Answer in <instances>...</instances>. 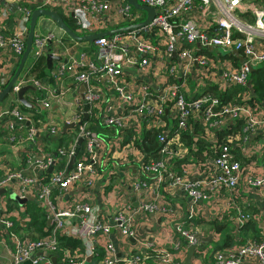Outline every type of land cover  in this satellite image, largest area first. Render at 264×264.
<instances>
[{
    "label": "built area",
    "instance_id": "built-area-1",
    "mask_svg": "<svg viewBox=\"0 0 264 264\" xmlns=\"http://www.w3.org/2000/svg\"><path fill=\"white\" fill-rule=\"evenodd\" d=\"M11 1L16 5V26L10 34H0V50L10 51L18 60L25 49L33 9L23 5L21 0ZM137 1L154 8L150 22L126 32L100 35L88 42L91 52L82 51L78 57L57 60L51 69L55 84H61L68 77L76 85H83L81 95H74L66 102L64 88L57 91L56 87L27 77L13 84V93L24 85L34 86L42 96L36 99V110L45 112L46 116L33 120L16 104L0 113V117L6 118L5 128L11 133L9 140L20 147L35 149L24 156V168L34 171L31 175L23 169L12 170L4 163L0 165V189L20 198L32 196L46 210L51 227L38 239L20 235L13 229V212L8 210L6 195H1L0 264H25L27 260L31 264H53L52 256L56 258L55 264H85L87 256L97 255L95 246L101 243L97 241L101 235H104L101 239L103 253L94 264H184L185 254L181 257L178 250L175 251L180 241L188 247L189 244L202 246L206 238L210 242L219 239L215 231L208 232L207 236L197 226L176 224L172 229L179 241L172 248H156L150 241L143 240L136 251L119 257L114 244L105 237L111 229H117L123 236H133L130 223L134 214H167L160 198L149 200L146 197L147 192L165 182L164 188L181 187L197 202L220 195L222 191L236 192L243 166L234 152L241 145L253 149L250 143L253 137L264 135V107L249 101L250 91L239 93L238 100L242 101L239 102L236 99L223 101L206 89L214 85L222 93L234 86H247L250 66L264 63V0ZM29 3L38 4L36 8H53L70 14L81 34L103 33L139 23L147 16L128 0H29ZM1 13L6 15L7 11ZM49 40L53 48L61 43L53 34L35 32L36 57L46 54ZM234 50L242 57L238 64L230 56ZM53 53L60 54L55 49ZM129 69L134 71L136 79L128 77ZM9 79L10 75L0 78V86ZM189 81L194 82L193 93L186 87ZM85 103L89 105L88 117L96 115L103 125L114 129L111 136L105 138L94 133L85 121L78 124ZM54 104L71 107L66 118L57 119ZM236 119L243 120L244 134H227L223 142L218 143L217 131ZM195 123L201 126L200 137L212 144L201 159L192 156L196 145L189 147L182 138L185 132L192 130L193 133ZM64 124L74 125L71 127L75 131L74 139L68 148L60 146L51 152L37 146L38 136H60ZM145 129L158 131V158L147 156L141 148ZM22 130L24 136L17 133ZM79 137H83V141L68 169ZM115 150L123 154L127 163L130 154L136 162L138 177L131 186L137 203L135 207L122 205L107 222L99 216V208L87 200L89 190L100 176L98 168L109 164L110 154ZM182 159L185 161H180L179 171L175 172L173 164ZM62 160L65 167L60 169ZM50 165L53 169L49 173ZM47 173L46 180L43 175ZM192 176L198 178L190 181ZM246 182L254 189L264 190L263 174L250 175ZM53 189L60 198L68 196L63 206L52 200ZM230 198L227 205L233 204ZM195 212L191 207L188 218H194ZM252 218V214L237 207V231ZM60 236L80 239L84 252L79 248H63ZM250 261L264 264V234L258 239L249 238L217 248L209 264Z\"/></svg>",
    "mask_w": 264,
    "mask_h": 264
},
{
    "label": "crops",
    "instance_id": "crops-1",
    "mask_svg": "<svg viewBox=\"0 0 264 264\" xmlns=\"http://www.w3.org/2000/svg\"><path fill=\"white\" fill-rule=\"evenodd\" d=\"M6 1L8 3H14L11 0ZM3 10L7 11L6 15H2L1 11ZM61 13L62 15H65L67 18H70L72 20V16L70 14L64 13L62 11ZM10 19L13 21L11 27H9L6 23ZM15 19V11L11 12L8 7L0 3V34H10L11 31H13L14 29L13 27L16 26ZM45 21L47 20H45L44 17L39 18V21H37L38 26L36 27L35 32L41 35L53 34L55 36V39L60 40V44L63 43V49L62 51H58L60 53L59 55H61L62 58H69L71 56L78 57L80 52L77 53L75 50V44L77 43V41L72 40L69 37L67 38V35L64 33V31L61 30L58 26H56V24H53V26L51 27H47L48 30L44 31V26H47L44 25ZM3 25L5 26V28H3ZM76 32H78L77 29ZM86 43L87 44L85 45L83 51L91 52L92 49L90 48L89 43ZM232 55H235L236 57V60H234L235 64H238L242 61V57L239 54L234 53ZM19 59L17 60V58H15L10 51L0 50V78L9 75L11 78L18 65L17 62H19ZM32 61L33 58H30L29 62H26L24 64V67L16 78V80L19 78L27 77L39 80L40 82H43L44 84L49 85L51 87H56L57 91H59V89L64 88L67 90L65 95L66 102L71 101L74 95H81V93L84 92L83 85H76L74 80H71L68 77H66L61 84H55L50 72L53 66H55L54 64H56L57 60H54L52 62L53 64L51 65V67L48 68L45 62L44 55V63L46 68L44 70L45 79L42 80L36 76V72H30V69L32 67ZM127 75L129 78H137L136 74L134 75V71H132L131 69L127 71ZM16 80L14 81V83L16 82ZM6 84L0 86V91L5 87ZM12 86L8 92V94L10 93V95H6L8 97H6L3 101L0 102V113H2L4 110L13 105H18L20 103L17 99L16 93L12 92ZM207 88L210 90L211 88H215V86L212 85L208 86ZM32 91L33 92H30V90H26V92L24 93V97L36 106L38 105L36 100L37 97H34V91H36V89ZM190 93H193V90H190ZM68 95H71L70 99L67 98ZM261 105L264 107V103H261ZM36 108L37 106L35 108H32V111L24 112L27 113L33 120L45 118V112L43 114L40 112L38 114L34 113V110H36ZM52 108L53 113L58 120H63L64 118H66L67 114H69L71 111V107L68 105L63 107V105L57 106V104H54L52 105ZM61 131L62 134L56 137L42 135L45 136L46 140H43L44 138L37 140V146H46L45 148H47L51 152H54L57 147L60 146H65L66 148H68L71 144L70 141H72V137L75 131L71 128L63 130V127ZM18 133L22 136L25 135V132L23 130L19 131ZM65 135L69 137V141L65 140ZM42 136L40 135V137ZM59 138L64 139L63 145L59 146V144H57V140ZM250 143L254 145L253 149L249 150L245 148V145H241V148L236 149L235 152L237 154L236 156L241 158L240 161L243 166V169L241 179L239 180L237 190L234 194H228L227 191H222L220 195H211L207 199L197 202L193 201V199L190 198L181 187H178L173 190H168L164 188V186H166V182L162 184L159 188L151 189V191L147 192L146 197L149 200L158 198L162 200V204L167 210V214L162 215L160 213L149 212L143 214H134L130 223L131 229L133 230L134 234L133 236H123L117 229H111L108 236L105 238H108L114 244L117 255L119 257H125L127 255H130L134 252L135 247L137 248V246H140L143 240L150 241L152 244H154V246H156V248H172V245L179 241V238L176 236L174 230L172 229V227L176 224H181L183 226H197L205 235L208 236V232L213 231L212 222L216 221L218 223L225 224V230L234 237H239L241 242H244L247 238L258 239L263 237L264 190H258L250 187L247 184L246 179L248 176L255 175L257 173L264 175V135H256L255 137H253ZM21 148L24 147H20L15 142L9 144L0 143V165L4 163L8 165L12 170L23 169V172L31 175L34 173L33 170L24 168L25 166L20 168V166L18 165V163H20L19 159L22 158V153L18 151ZM110 155L111 160L109 164L106 163L102 167L98 168L100 176L89 190L90 197L87 200L90 205L99 208V216H101L107 222L111 221L118 208L122 207V205L129 204L131 205V207H135L137 203L136 195L133 192L131 186L132 182H134V180L138 177L136 162L131 158L130 154L128 155L129 162L127 163L123 157V154L120 153L118 150H115V152L113 151ZM179 163L180 162L173 164V169L175 170V172L179 171ZM195 178L198 177L192 176L189 178V180L194 181ZM77 191H83V188H77ZM2 195H6L5 198L8 210L13 212L12 221L14 226L15 223L20 226H25V222L29 216V212L25 211L26 203L28 201H35L40 206L39 202L34 198L33 200H27L22 205H19L15 200H12L8 197V193H3ZM52 196V200H54V203H56L60 207L63 206L68 199V196H63L62 198H60L58 192L54 189ZM229 197H231L230 199L233 204L230 203V205H227V198ZM40 207L45 212L46 226L47 228H50L51 223L47 218L46 210L42 206ZM191 207L196 209L194 218H188V210ZM237 207L253 215V218L241 228V230L245 229V231L243 232L244 235H240L241 230L240 232L237 231L238 229L235 223ZM2 209L3 208L0 206V212L2 211ZM22 228L23 227H21L16 232L20 235H27ZM224 232H218V241L223 238ZM255 235L257 236L255 237ZM102 237H104V235H101L100 238L97 240L101 241V243L97 242L95 246V251L97 255H94L92 257L87 256L85 259V263L87 261V258H90L87 263L90 264L92 261L95 262L101 257L103 253L101 240ZM215 244V242H210L209 239L206 238L205 242L202 244L203 248L195 250L194 256L192 257V264H209V259H211L214 250H216L217 248ZM67 246L68 245L62 247L65 248ZM179 246L180 247L175 251L178 250L177 252L181 257H183L184 254L186 256L187 245L183 241H180ZM79 249L84 252L82 241L81 245L79 246ZM243 264H252V261L244 262Z\"/></svg>",
    "mask_w": 264,
    "mask_h": 264
},
{
    "label": "trees",
    "instance_id": "trees-1",
    "mask_svg": "<svg viewBox=\"0 0 264 264\" xmlns=\"http://www.w3.org/2000/svg\"><path fill=\"white\" fill-rule=\"evenodd\" d=\"M26 6H28L30 9H35L38 6V4H31V5H26ZM55 10H57V9H55ZM57 11L61 14L64 21L67 23V25L71 29L76 31V26H75L73 20H71L70 18H67L65 15H62L61 11H59V10H57ZM6 23L9 27H11L13 21L10 19ZM230 56L233 60H236L235 55H230ZM31 66H32L30 69L31 73L36 72V76L39 79H41V80L45 79V71L44 70L46 67H45L43 55L33 58ZM248 81H250V86H248V85L247 86H234V87L226 89V91H224L222 93L218 92L216 90V88H211L210 90L207 88L206 90L215 93L223 101L230 100V99L238 100L237 95L239 93H242L245 91H251L252 94H251L249 101L257 103V104L264 103V63H259V64H256L253 66V69L249 72ZM30 92H33V91L30 90ZM238 101L242 102L241 100H238ZM18 106L22 111H25V112L33 110L32 108H27L26 106L22 105L21 103H19ZM34 113L38 114L39 112L37 110H34ZM5 121H6L5 117L0 118V143L1 144L12 143L9 140L11 133L9 132V130L7 128H5ZM85 124L88 126L89 130H91L94 133L99 134L103 137L108 138L109 136H111L114 133V129L112 127L103 125L101 123L100 119L96 115H93V114L89 115V117L85 120ZM243 126H244L243 120L242 119H236L232 123H230L228 126L218 130L217 134H216L217 139H218V143H222L223 142L222 138L227 134H230V133L244 134ZM157 134H158V131L155 129L143 130L141 148L144 151H146L145 153L147 156H152V157H156V158L159 157L158 156L159 142L157 140ZM201 134H202V129H201V126L199 123H195L193 125V133L191 130V131H188V132H185L182 134V138L185 141V144L187 146L191 147L192 144L196 145V152H194V155L200 159L203 157V152L204 151H210L211 146H212L211 142L200 137ZM196 135H199V137ZM17 137L19 138V135ZM195 137H197V139H195ZM40 139L46 140L45 136H42V137L39 136V137H37L36 140H40ZM73 139L74 138L72 137V140ZM17 140L18 139H16V141ZM71 142L72 141H70V143ZM63 143H64L63 138H59L57 140V144H59V146L63 145ZM45 149L48 151L47 148H45ZM18 151H20L22 153V158H23V159L20 158L19 159L20 163H18V165L21 168L25 164L24 156L26 155V153L34 152L35 149L27 146V147L21 148ZM236 155L237 154L235 153V156ZM236 158H238V160L241 159L238 156H236ZM183 160L184 159L177 160L175 163H178V162L183 161ZM64 167H65V161L62 160L60 165H59V168L61 169ZM43 176L47 180L49 174L47 173ZM25 211L29 212L28 215L30 216V217L28 216V219L25 222V226H20V225L15 223V226L13 225V229L15 231H17L21 227H23L22 229L25 231V233L27 235H29L28 237H30L32 239H38L39 237L44 236L46 234V229H49V227L47 228V226H46V216H45L44 210L38 205L37 202L28 201L26 203V210ZM212 226H213V228H212L213 231H215L217 233L221 232V231H223V232L225 231L223 234V238L220 241L217 240L215 242L216 243L215 246L217 248H223L225 246H228V245H231L234 243H241L239 237L236 238L225 230L226 229L225 224L218 223L215 221V222H212ZM244 231H245V229H242L240 235L243 234ZM256 236L257 235H255V237ZM59 243L61 246L68 245L67 247L74 248V249L79 248V246L81 245L80 240H77L76 238L65 237V236L59 237Z\"/></svg>",
    "mask_w": 264,
    "mask_h": 264
},
{
    "label": "water",
    "instance_id": "water-1",
    "mask_svg": "<svg viewBox=\"0 0 264 264\" xmlns=\"http://www.w3.org/2000/svg\"><path fill=\"white\" fill-rule=\"evenodd\" d=\"M40 2V1H38ZM128 2L135 7L138 10L144 11L146 12L147 16L146 19L136 23V24H131V25H127V26H123L121 28H116V29H112L109 31H105L103 33H98V34H81L76 32L75 30L71 29L67 23L64 21L63 17L60 15L59 12H57V10L53 9V8H35L32 10L31 15H30V20H29V25H28V35L26 38V42H25V49L24 52L22 53L18 65L13 73V75L11 76V78L9 79V81L7 82V84L5 85V87L0 91V102L6 97V95H8L9 90L11 89V86L13 85L14 81L16 80V78L18 77V75L20 74L21 70L24 67V64L27 62L28 58H35L36 57V49L33 47V39H34V34H35V27L37 24V21L40 17H49L55 24L56 26H58L61 30L64 31V33L70 37L72 40H75L77 42H92L94 39L98 38V36L100 35H107V34H113V33H121V32H126L129 31L131 29H134L136 27H140L143 26L145 24H147L148 22H150V20L153 18L155 11L153 7L150 6H146V5H142L139 4L137 0H128ZM0 3L5 5L6 7H8L10 9L11 12L15 11V7L16 5L14 3H8L6 0H0ZM197 46H199L197 44ZM235 54H238L236 50H234ZM175 56V54H173ZM65 59V58H64ZM54 60H63L62 56L59 54H54L53 53V42L51 40L48 41L47 43V52L45 54V62L48 68L51 67L52 62ZM253 69V67L250 66L249 70L251 71ZM248 86H250V81H248ZM26 90H35L34 86L32 85H24L21 86L20 89L17 91L16 96L18 101L26 106L27 108H35V105L32 104L31 102H29L25 97H24V93L26 92ZM89 108L88 103H85L83 105V117L81 122H79L78 124H81L83 121H85L88 118V113L87 110ZM73 124H64L63 126V130H65L66 128H71L73 127ZM83 141V137H79L75 147H74V154L70 157L69 160V164H68V169L73 165L74 160H75V156L79 150L80 144ZM54 155H56V153H54ZM53 169V166L50 165L48 168V172L50 173ZM3 193H8V197L12 200H15L19 205H22L23 203H25L27 200H33L32 196H26V197H22L20 198L19 196H17L15 193L11 192H6L5 189H0V195H2ZM203 246L200 245H195V244H189L187 247V253L185 256V261L184 264H192V257L194 256L195 250L196 249H202ZM53 264H55V256L51 257ZM90 258H87V261L85 264L88 263ZM25 264H31L30 260H27L25 262Z\"/></svg>",
    "mask_w": 264,
    "mask_h": 264
},
{
    "label": "rangeland",
    "instance_id": "rangeland-1",
    "mask_svg": "<svg viewBox=\"0 0 264 264\" xmlns=\"http://www.w3.org/2000/svg\"><path fill=\"white\" fill-rule=\"evenodd\" d=\"M22 4L23 5H28L29 4V1L27 0V1H22ZM58 12V11H57ZM45 18V20H47V21H45L44 22V25H47V26H44V31L46 30H48L47 29V27H51V26H53V24H55L49 17H44ZM38 21H39V19H38ZM38 23V22H37ZM38 25L36 24V27H37ZM36 27H35V29H36ZM59 30V29H58ZM87 35V34H86ZM67 38H68V36H67ZM70 38V37H69ZM87 42V41H86ZM86 42H77L76 44H75V50H76V52L77 53H79V52H82L83 50H84V47H85V45L87 44ZM63 44V43H62ZM62 44H56L55 46H54V48L53 49H55V50H59V51H62V49H63V47H62ZM29 60H30V58H28V60H27V63L29 62ZM56 64H57V62H56ZM58 80L60 81L61 80V78H58ZM186 87H188L189 89H191V90H193L194 89V82H192V81H189V84H186ZM10 95V93L8 94V96ZM7 96V97H8ZM34 97L36 98V97H38V98H42V96L40 95V92H38V91H34ZM67 98L68 99H70L71 98V95H68L67 96ZM64 138H65V140L66 141H69L70 139H69V137L67 136V135H65L64 136ZM6 200V199H5ZM247 239H249V238H247ZM137 250V248L135 247V250L134 251H136ZM90 264H94V261H92Z\"/></svg>",
    "mask_w": 264,
    "mask_h": 264
}]
</instances>
